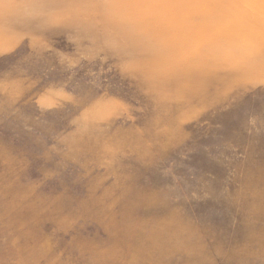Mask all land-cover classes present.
Masks as SVG:
<instances>
[{
	"label": "rangeland",
	"instance_id": "obj_1",
	"mask_svg": "<svg viewBox=\"0 0 264 264\" xmlns=\"http://www.w3.org/2000/svg\"><path fill=\"white\" fill-rule=\"evenodd\" d=\"M0 264H264V0H0Z\"/></svg>",
	"mask_w": 264,
	"mask_h": 264
}]
</instances>
